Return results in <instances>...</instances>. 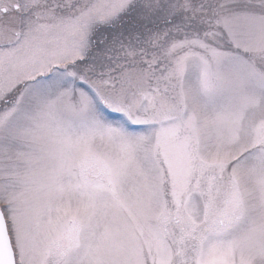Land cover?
<instances>
[{"label":"snow or ice","instance_id":"1","mask_svg":"<svg viewBox=\"0 0 264 264\" xmlns=\"http://www.w3.org/2000/svg\"><path fill=\"white\" fill-rule=\"evenodd\" d=\"M0 264H264V0H0Z\"/></svg>","mask_w":264,"mask_h":264}]
</instances>
